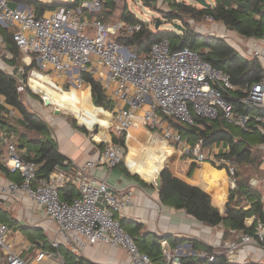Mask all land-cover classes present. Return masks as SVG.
Returning <instances> with one entry per match:
<instances>
[{
    "label": "built area",
    "instance_id": "2783aa9c",
    "mask_svg": "<svg viewBox=\"0 0 264 264\" xmlns=\"http://www.w3.org/2000/svg\"><path fill=\"white\" fill-rule=\"evenodd\" d=\"M103 1L80 0L73 6L37 16L35 9L26 4L13 7L9 0H0V24L14 27V41L28 65L32 57H36L41 69L56 74L68 82L71 89L83 88L87 75L100 82L104 93L114 101L113 110H107L113 119L114 134L124 137L126 146L132 129L141 125L152 131L160 130L165 141L181 145L182 134L180 130L171 129L172 121L192 126L197 117L207 120L221 117L245 132L255 126L264 133V114L236 112L234 105L224 98L223 92L234 89L229 73L213 66L189 47L173 50L168 38L153 43L146 55L135 53L117 37L139 31L141 24L124 21L107 24L97 16L89 19L88 13L100 10ZM20 83L18 90L24 91L22 79ZM241 101L251 109L264 108V78L252 84ZM0 105L8 109L5 116L19 114L2 95ZM104 144L98 159L79 165L65 161L68 167L58 165L48 178H38L39 165L25 158L14 136L0 125V145L5 149L2 165L21 178L19 181L0 179V190L12 196L24 193L56 224V235L51 243L55 249L37 253L34 256L37 262L52 258L64 264L58 252L61 246L80 255L87 246L102 243L126 249L130 264H153L116 217L118 210L132 203V191L117 194L106 180L92 176L93 168L100 165L114 168L123 157L120 142L105 140ZM183 145V154L197 161L211 157L202 139L194 147ZM228 150L229 147L223 151ZM216 164L225 165L230 187H236V167L232 162L220 157ZM68 184L74 185L80 193L71 202L60 195V188ZM250 222L256 223L254 233L242 234L225 243L218 252L229 257L252 244L264 249V221L252 217ZM12 234V227L0 223V249L6 254L7 264H34L21 256ZM161 248L168 262L180 261L183 255L182 245L172 247L167 239L161 240ZM197 254L209 262L215 259V253L205 251L194 255Z\"/></svg>",
    "mask_w": 264,
    "mask_h": 264
},
{
    "label": "trees",
    "instance_id": "16d2710c",
    "mask_svg": "<svg viewBox=\"0 0 264 264\" xmlns=\"http://www.w3.org/2000/svg\"><path fill=\"white\" fill-rule=\"evenodd\" d=\"M13 7L17 4L23 3L29 7H33L37 16H42L47 11L56 10L63 6H73L80 0L72 2H58V1H43V0H13ZM210 7L198 8L191 4L184 2H171L170 9L166 11L165 17L174 21L180 19L184 22L185 30L179 32L177 29H156L153 31L131 11H125L122 14V20L129 24H141V29L135 31L127 36L119 35L117 38L125 45L132 47L134 52L139 55H146L149 53L153 43L168 38L171 42L172 49H180L189 47L196 50L201 56L211 64L231 76L234 85L233 90L223 92L224 98L234 105L235 111L240 113H262L264 108L258 107L251 109L248 105L244 104L241 99L247 95V89L252 84L261 81L264 78V68L258 57L246 58L242 56L227 40L223 37L207 36L196 32L185 20V16L193 19L209 18L216 22H222L227 29L237 32L245 37L264 38V0H213L210 2ZM104 8L103 21L105 15L111 14L112 9L116 8L114 0H104L100 11ZM9 28H0V33L4 38L9 51L13 55L11 62H15V58L20 55L21 50L17 46L13 38V31L6 32ZM37 61L34 57L30 65H25L27 70L36 66ZM25 88L27 89L26 75L23 77ZM44 78V80H43ZM85 82L91 86L94 105L103 107L106 110H113L114 101L108 98L104 93L100 82L87 75ZM31 83L34 91L45 96L53 104L57 105L59 109H68L69 105H73L75 110L82 112V118L87 119L89 122H99L102 124V133L104 137L108 134V129L111 125V117L107 111H102L100 108H94L90 101V89L83 97L79 98L72 94L71 91L60 90L56 93L59 100L56 99L54 92H49V87L46 76H33ZM20 79L13 73L0 68V95L4 96L6 103L21 114L22 117L14 120L15 124H19L27 129L35 131L37 134L32 137L23 135L21 139V146L27 147V152L24 154L25 158L35 161L39 165L38 178H48L50 174L59 166H67L65 161H69L68 157L63 155L58 150V145L52 136L51 127L48 122L41 117L38 113L30 111L23 99L22 91L18 90L20 86ZM58 91V90H57ZM54 95V96H52ZM60 103V104H59ZM64 104V105H63ZM63 105V106H62ZM6 105H0V125L9 126L11 129L16 130V126L8 121L4 115L7 112ZM13 118V117H12ZM15 118V117H14ZM172 124L177 126L180 132L184 131L183 125L172 121ZM83 126V125H82ZM187 132L196 144L199 140L204 141L205 146H211L219 141H226L229 145L228 151L219 152L217 155L229 159L233 164H243L247 162H255L253 147L256 145L264 144V133L253 126L252 131L245 132L240 127L229 123L224 118L216 120H207L197 117L195 125H188ZM202 126V128H201ZM115 142H120L124 149V155L127 153L128 148L125 143L124 137L113 136ZM135 142H142L139 137L134 138ZM24 141V142H23ZM172 147L161 141L153 148L157 153V158L152 163H148L151 171L147 172V176L152 180L154 179L157 171L163 166V161ZM173 153V152H172ZM189 155L187 154L186 157ZM178 155L172 154L167 157L165 165L168 164L175 170V164ZM70 164V162H69ZM68 167V166H67ZM219 169L225 165L218 166ZM0 168L7 170L8 174L12 172L0 164ZM238 170L236 167L235 177L237 179ZM21 179V178H20ZM222 186L223 200L220 206L224 209L227 202V194L229 190L228 177H220ZM77 191V192H76ZM61 198L69 202L80 196L77 188L74 185L68 184L65 189L60 190ZM160 200L164 205L174 207L178 210H185L189 215L203 224L222 227L224 229L223 241L228 237L244 234L254 233L256 223L247 226L246 220L248 218L256 217L264 221V202L262 201V194L247 178H242L236 184V187L230 190V201L226 207L225 215H222L219 208L212 202V197L209 193L198 186L190 185L180 178L176 177L169 168H165L162 175V187L160 190ZM246 201L250 204L249 208H245ZM0 222L5 224L11 222L8 215L0 209ZM122 223V222H121ZM123 225V224H122ZM132 235V232H129ZM166 238L172 246H177L180 243L189 241L193 248L205 249L206 252L215 253V259L210 262L211 264H240L232 261L226 253L216 252L212 247L203 245L197 239H181L173 235L159 237L152 233H147L138 239H135L138 247L142 252L147 253L153 264H170L166 256L162 253L161 240ZM48 248V247H47ZM50 250L55 249L50 244ZM49 250V251H50ZM64 257V264H94L86 260L84 257L77 256L69 249L60 247ZM181 264H198L202 262H209L207 258L200 255H186L180 257ZM248 264H263L251 262Z\"/></svg>",
    "mask_w": 264,
    "mask_h": 264
},
{
    "label": "crops",
    "instance_id": "0c3cea01",
    "mask_svg": "<svg viewBox=\"0 0 264 264\" xmlns=\"http://www.w3.org/2000/svg\"><path fill=\"white\" fill-rule=\"evenodd\" d=\"M214 23H216L215 28L217 29L214 28L212 30L219 33L217 37L225 38L228 43H230L242 56L246 58L258 57L264 68V38L245 37L235 31L227 29L222 22L215 21ZM3 42L5 41L0 33V50L2 51V53L0 54V68L13 73L20 80L24 79L20 75L22 71L17 68L18 65H10L6 62L7 68L5 67V54L6 58L10 60L13 59V55L9 51V49H7L8 47H6L5 49L1 46ZM5 46H7L6 43ZM256 51L260 52L259 56L255 55ZM15 69L17 70V72H14ZM34 69L37 68H33V70ZM22 75H24V71ZM37 75L39 77H45L47 74L40 75L33 72V76L37 77ZM30 84L32 85L31 80ZM86 85L87 86H85V88H89L91 92V86L87 83ZM89 89H87V92H89ZM37 93L38 92H36V94ZM71 93L73 94V91ZM85 94H83V96ZM80 95L75 94V96L79 98L83 97ZM43 97L46 99L45 96ZM55 97L57 100H59V96L57 94L55 95ZM91 103L94 108H100L103 112L105 111L103 108L93 104V97ZM70 106H72L71 108L74 110L73 113L77 117L79 116L80 122L86 124L88 127L85 128L87 129L85 130L81 126H75L74 124L69 123L67 118H64L62 116L58 117L56 113L54 117H45L44 119L51 127L52 136L58 145V150L63 155L68 157L69 161L74 165L84 164L89 160L98 159L104 150V141L113 140V136L115 134L111 133L109 129L107 136L104 137L103 135H101V123L96 121L89 122L87 119H83L82 112L80 110L75 111L72 104L69 105V107ZM6 117L8 118V121L15 125L17 128L16 130H13L7 125L2 127L14 136V140L19 139V143L17 145L24 155L27 152V147L21 146V139L23 138V135H25L26 137H30L27 135V131L29 129L26 130L27 128L25 127L20 128L17 123L15 124V122H13L14 120H9L10 116ZM14 117L22 116H20L19 113ZM94 123L101 124V129H94ZM110 123V126L112 127L114 124L113 121H111ZM132 133L135 134L136 138L139 137L140 140H143L149 132L141 125L139 127L133 128ZM132 133L130 137L131 141L134 139V135ZM128 144L130 148L129 149L127 145L129 153H126L124 157H122L120 163L116 167L109 168L107 165H100L97 168H93L91 170V173L92 176L96 179L106 180L111 186L112 190L117 194L132 191V203L118 210L116 212V217L120 219L124 229L128 233L132 232V236L135 239H138L139 237L147 233L155 234L161 238L167 235H173L181 239H197L201 243H203V245L212 247L216 250L219 246L222 247L223 244L230 242L242 235V233L235 235L233 239H228V241L225 240L222 244V237L224 236V229L222 227H213L203 224L193 216L189 215L185 210H178L174 207L164 205L160 200V191L156 188L153 179L151 180L147 176V172L151 171V167L148 165V163H152L154 159L157 158V153L154 152L153 148H146L145 143L143 142L137 141L135 142L134 146H132L131 143ZM168 145L169 147H171L169 143ZM209 147L210 148L207 147V150L209 149L211 157L207 159L208 161H197L191 156L186 157V155H184L182 150L180 149L181 153L180 156L177 157L175 170L173 171L168 164H166V167L169 168V170L174 175L176 174L180 176L187 182L194 184L209 193L212 197L213 204L219 208L221 213L225 214L226 207L230 201L231 187L229 186L228 194L226 196L227 202L225 204V208L223 209L220 206L223 200V194L219 178L223 177L224 175L225 177H227L228 173L225 167L222 169L226 171V174H224V171L222 169H219L218 165L215 163L216 161L214 162V157H212V155H216L215 157H217L218 159L219 157L217 155L219 154V152H222L225 148L229 147V145L227 144L226 146V144L222 142L220 146V144L217 142ZM4 152L5 149L1 148L0 145V164H2L1 159ZM159 169H161V167ZM0 179L6 181H19L20 176L15 173L8 174L7 170H3L2 168H0ZM65 187L60 188V190L65 189ZM262 201L264 202L263 194ZM249 207L250 204H247L245 208ZM0 209H2L11 219V222L8 223V225L13 228V234L11 238L15 240L16 245L20 250L21 256L29 261L32 260L34 264H43L44 262H48H37L34 259V256L40 251L46 252L50 250L49 245L52 243L56 235V224L49 217H47L44 209L39 205L33 203L28 198V196L22 192L17 196H12L11 194L1 190ZM246 224L247 226L253 225V223L250 222V218L246 220ZM170 245L172 246L171 243ZM178 245H182L183 247L182 256L205 252L204 248L199 250L193 248L189 241H185ZM35 252L36 254L34 255ZM58 252H60L61 256L63 257V254L59 249ZM79 256L84 257L86 260H89L94 264L131 263L130 255L126 251V249L120 246H113L102 243L87 246V248ZM229 258L232 261L240 264H248L251 262L264 264V249L261 246H255L253 244L246 245L235 252L233 255H230ZM51 261L52 258L50 259V262ZM55 262L57 261L55 260ZM7 263L8 262L6 254L2 249H0V264ZM168 263L181 264L180 261ZM198 264L211 263L202 262Z\"/></svg>",
    "mask_w": 264,
    "mask_h": 264
},
{
    "label": "rangeland",
    "instance_id": "374dc122",
    "mask_svg": "<svg viewBox=\"0 0 264 264\" xmlns=\"http://www.w3.org/2000/svg\"><path fill=\"white\" fill-rule=\"evenodd\" d=\"M43 1L51 2L53 0H43ZM55 1L67 3V2H72L73 0H55ZM174 1L175 2H184L186 4H191V5H194L198 8H201V5L199 3H197L195 0H114V2L116 3V8L112 9V12L110 15H108V14H107V16L105 15L104 21L107 24H112L115 22L123 21L122 20V14H123V12L128 10V11H131L132 13H134L142 21H146V23H148V26L150 27V29H152L153 31L156 30L155 24H156L158 19L161 20V25H160L161 29H170V28L173 29L174 27L172 26V23H171L172 21L168 20L165 17V13H166V11H168L170 9V3L174 2ZM208 1L213 2V0H208ZM9 3L11 4V6H13L12 4L14 3V1L9 0ZM31 8H33V7H31ZM103 11H104V8L102 9V11L98 10L95 12L88 13V17L90 20H93V18H95L96 16L103 19L102 18L104 15V13H102ZM48 12L49 11H47L45 13H48ZM185 20H187L189 22L190 26L198 33H201V34H204L207 36H216V37H217V35H219L218 32L212 30L216 26V23H214L215 21H213L209 18L193 19V18H190L188 16H185ZM174 21H177V22L181 23L182 25H184V22H182V20H180V19H175ZM0 28L4 29L5 27L0 24ZM215 29H217V28H215ZM13 30H14V27H10L9 29L6 30V32L7 31L12 32ZM179 32H181V31H179ZM1 46L4 47L5 49L7 47V46H5V42H3L1 44ZM1 53H2V51L0 50V54ZM24 57H25V55L21 51L20 55L14 59L15 62H11L10 59L6 58V54H5V67H6L7 63L10 65L16 64V65H18L17 68H19V70L22 71V73L20 75L22 77H24L26 75L28 88L27 89L25 88V90L22 91L23 99L25 101L26 106L28 107V109L30 111H34V112L38 113L40 116L42 115L41 117H43V118H45V117L49 118V116L54 117L55 116V109L56 108L59 109V108H58V104L55 105V104L51 103L50 105H46L45 98L41 95L36 94V92L34 91L32 85L30 84V80L32 79L33 72H34L33 68H37L38 70H40L44 74H47L46 78H48L47 81H49V83H48L49 92H54V93L61 92L60 90L62 87V90L71 91V92L73 91V94H79V95L81 94L80 96H83V94H85L87 92V89H89V88H85V86H87L86 83L84 84L83 88H81L80 90L76 89V88L71 89L68 82L67 83L64 82L62 78L57 77V75L52 73V72H46L45 70L41 69L40 66L38 65V63L36 64V66L31 68L30 70H27L25 68V65L27 63L25 62ZM1 58H4V57H1ZM32 58H34V56ZM8 68H10V67H8ZM16 69L14 70V72H17ZM23 71H24V75H22ZM90 95H91V92H90ZM92 97H93V95L91 96V101H92ZM71 107L72 106H70L68 109H65V108L60 109L61 112L59 114H56V115L58 117L62 116L64 118H67L69 123L74 124L75 126L78 125V126L83 127L84 129L87 128L88 126L86 124H83L80 122L79 116L77 117L73 113L74 110ZM104 110L107 111L106 109H104ZM20 116H21V114H20ZM110 117H111V115H110ZM17 118H19V117H15L14 120H17ZM9 120H13V118L10 117ZM140 122L143 123L142 120ZM100 125L101 124H99V123H94L93 128L100 130L101 129ZM182 125L184 128V131L183 132L181 131V134L183 137V142L181 143L182 146L180 144H174V142L170 141L169 144L173 148H171L172 151L169 152V153H171L169 155L176 153L178 156H180V153H181L180 149L182 150L185 148L183 143H186L188 146H191V147H194V145H195V144H193V140L190 138V135H188L189 133L187 132V128L190 126H188L186 124H182ZM18 126L20 128L23 127L19 124H18ZM165 126L167 127L168 124L165 123ZM144 128H146V127H144ZM201 128H202V126H201ZM109 129H110L111 133H114L113 127L110 126ZM171 129L175 130V131L179 130L178 127L173 125V124L171 125ZM26 130H28V129H26ZM85 130H87V129H85ZM146 130H148L149 133L142 140V142L145 143L146 148H149V147L154 148L158 145L160 140L162 142L165 141L162 138V136H163L162 131H160V130L152 131L150 129H146ZM36 134L37 133L33 130L29 129L27 131V135L30 137L35 136ZM133 135H134V138H136L135 134H133ZM18 140L19 139L15 140V142H17V144L19 143ZM222 142H224L227 146L228 143L226 141H219L218 143L220 144V146H221ZM129 143H131L132 146H134L135 140H132V141L130 140ZM165 144L167 146H169L167 141H165ZM209 146H207V147L210 148ZM207 147H206L205 151H207ZM128 148H129V144H128ZM124 152L125 151L123 149V152H122L123 157H124ZM128 153H129V151L127 152V154ZM253 154H254L255 162L250 161V162L243 163V164H235V163L233 164L232 163L235 167H237V170H238L236 184L238 183V181L240 179L247 178L249 180V182H251L252 185L254 186V189H257L258 191L261 192V194L264 195V144L254 146L253 147ZM216 159H217V157H214V162L216 161ZM205 161H208V160H205ZM223 171H224V174H226L225 173L226 171L225 170H223ZM223 177H225V175ZM245 203H246V201H243L241 204H245ZM234 237H235V235L233 234V236L228 237L226 240L228 241V239L230 240V239H233ZM222 239H223V237H222ZM223 243H224V241L222 242V244ZM220 250H222V248L219 246L216 249V251H220ZM35 254H36V252L34 253V255ZM34 255H32V256H34ZM50 259L51 258H49L47 260L48 262H44L43 264H62L60 260H56L57 262H55V260L52 259V261L50 262Z\"/></svg>",
    "mask_w": 264,
    "mask_h": 264
},
{
    "label": "water",
    "instance_id": "95a60500",
    "mask_svg": "<svg viewBox=\"0 0 264 264\" xmlns=\"http://www.w3.org/2000/svg\"><path fill=\"white\" fill-rule=\"evenodd\" d=\"M197 3H199L201 6H203V7H210L212 4L208 1V0H195ZM172 23V26L175 28V29H177V30H179V31H181V32H183L184 30H185V27L181 24V23H179V22H177V21H172L171 22ZM160 25H161V20L160 19H158L157 20V22H156V24H155V28L158 30L159 28H160ZM34 72L36 73V74H40V75H46V74H44L43 72H41V71H39V70H37V69H34ZM47 76V75H46ZM38 94V93H37ZM38 95H40V94H38ZM45 101H46V105H50L52 102L49 100V99H45ZM61 111H60V109H55V113L56 114H59ZM166 168V165H164L163 167H161V169H159L158 171H157V173H156V175H155V177H154V179H153V182L155 183V186H156V188L160 191L161 190V187H162V175H163V171H164V169ZM175 176L176 177H178V178H180L181 180H183L184 182H186V183H188V184H190V185H193V186H196V185H194V184H191V183H189V182H187L185 179H183V178H181L180 176H178V175H176L175 174ZM226 213V212H225ZM222 215H225L224 213H222Z\"/></svg>",
    "mask_w": 264,
    "mask_h": 264
},
{
    "label": "bare ground",
    "instance_id": "6f19581e",
    "mask_svg": "<svg viewBox=\"0 0 264 264\" xmlns=\"http://www.w3.org/2000/svg\"><path fill=\"white\" fill-rule=\"evenodd\" d=\"M111 120H112V118H111ZM112 121H113V120H112ZM167 157H168V156H166L165 159H164V161H163V166L165 165V162H166ZM163 166H162V167H163ZM227 177H228V176H227ZM228 183H229V178H228ZM229 186H230V185H229Z\"/></svg>",
    "mask_w": 264,
    "mask_h": 264
}]
</instances>
